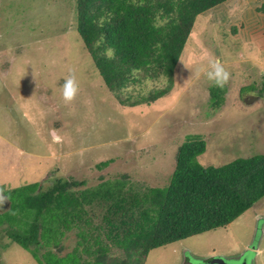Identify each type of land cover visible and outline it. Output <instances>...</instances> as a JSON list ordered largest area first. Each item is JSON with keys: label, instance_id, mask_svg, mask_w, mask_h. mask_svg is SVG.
I'll return each instance as SVG.
<instances>
[{"label": "rangeland", "instance_id": "1", "mask_svg": "<svg viewBox=\"0 0 264 264\" xmlns=\"http://www.w3.org/2000/svg\"><path fill=\"white\" fill-rule=\"evenodd\" d=\"M214 59L231 73L217 109L209 101L214 84L195 76ZM70 70L79 91L65 103L61 86ZM144 81L134 95L167 84L153 79L148 88ZM263 85L264 0H226L199 14L169 91L134 106L120 103L102 80L76 31V0H0V187L41 182L44 189L69 176L93 185L121 173L164 186L189 133L206 142L202 165L264 153ZM243 86L253 87L241 92ZM107 159L108 166L95 167ZM8 205L5 200L0 211ZM6 228L0 226V264H38ZM257 237L251 264H264V197L225 227L151 249L144 264L235 257ZM75 239L66 235L63 252Z\"/></svg>", "mask_w": 264, "mask_h": 264}, {"label": "trees", "instance_id": "2", "mask_svg": "<svg viewBox=\"0 0 264 264\" xmlns=\"http://www.w3.org/2000/svg\"><path fill=\"white\" fill-rule=\"evenodd\" d=\"M224 1L76 0V31L120 103H150L169 91L196 17ZM160 10L169 23L154 29L153 18ZM101 17L103 27L97 23ZM101 35L105 42L96 47ZM107 47L115 48L114 60L102 55ZM133 68L141 70L135 80L130 76ZM161 74L167 83L162 88L140 95L120 93L129 83ZM226 89L210 87L213 109L223 104ZM205 150L202 135H185L164 186L145 185L128 173L100 176L93 185L69 176L54 179L44 189L41 182L1 186L9 205L0 211V226L6 225V236L38 264H144L151 249L225 227L264 197V153L202 165L198 156ZM111 161L95 167L103 169ZM69 232L75 234V243L63 252Z\"/></svg>", "mask_w": 264, "mask_h": 264}, {"label": "clouds", "instance_id": "3", "mask_svg": "<svg viewBox=\"0 0 264 264\" xmlns=\"http://www.w3.org/2000/svg\"><path fill=\"white\" fill-rule=\"evenodd\" d=\"M109 17L111 16L110 13L107 14ZM98 25L100 27L104 26L105 18L101 17L97 21ZM169 23V18L164 16V13L162 10L158 11L154 18H153V28L159 29L161 27H164L166 24ZM105 42V37L101 35L100 39L96 42V47H100ZM156 49H160L161 45L157 43L155 45ZM102 55L108 59V60H114L116 58V50L113 47H107L104 49V52ZM141 72L140 69L133 68L130 71V76L132 79H137L138 74ZM206 77V79L210 82H212L217 87H223L228 80L231 78V73L225 68L223 63L219 59H214L209 62V64L206 67H199L195 71V76L197 79H199L201 76ZM164 75L161 74L159 79H164ZM144 85H146L148 88H151L154 85V81L148 79L145 80ZM141 87L140 84H132L129 83L120 89V93L122 95H127L130 93H133L135 89H138ZM79 91V86L77 83V79L75 76V73L70 70L69 75L65 78V81L63 85L61 86V95L62 99L65 103H71L75 98ZM7 198L3 195V192L0 191V205L4 204L5 200Z\"/></svg>", "mask_w": 264, "mask_h": 264}, {"label": "water", "instance_id": "4", "mask_svg": "<svg viewBox=\"0 0 264 264\" xmlns=\"http://www.w3.org/2000/svg\"><path fill=\"white\" fill-rule=\"evenodd\" d=\"M259 238L247 247V249L235 257H225L223 255H213L209 258L195 260L193 264H251L257 253Z\"/></svg>", "mask_w": 264, "mask_h": 264}, {"label": "crops", "instance_id": "5", "mask_svg": "<svg viewBox=\"0 0 264 264\" xmlns=\"http://www.w3.org/2000/svg\"><path fill=\"white\" fill-rule=\"evenodd\" d=\"M258 252H259V250H258ZM258 252H257V253H258Z\"/></svg>", "mask_w": 264, "mask_h": 264}]
</instances>
